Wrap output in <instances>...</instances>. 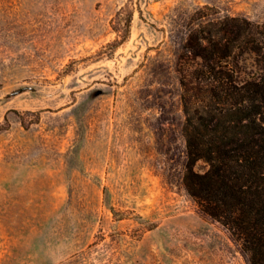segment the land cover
I'll return each mask as SVG.
<instances>
[{"label": "rangeland", "instance_id": "rangeland-1", "mask_svg": "<svg viewBox=\"0 0 264 264\" xmlns=\"http://www.w3.org/2000/svg\"><path fill=\"white\" fill-rule=\"evenodd\" d=\"M205 6L264 22V0H0V264H250L183 183Z\"/></svg>", "mask_w": 264, "mask_h": 264}, {"label": "trees", "instance_id": "trees-1", "mask_svg": "<svg viewBox=\"0 0 264 264\" xmlns=\"http://www.w3.org/2000/svg\"><path fill=\"white\" fill-rule=\"evenodd\" d=\"M205 8L195 12L200 21L177 59L186 113L183 183L250 264H264V22L203 19ZM126 20L128 28L131 14Z\"/></svg>", "mask_w": 264, "mask_h": 264}]
</instances>
